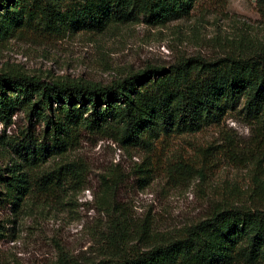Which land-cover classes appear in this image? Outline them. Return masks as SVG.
Listing matches in <instances>:
<instances>
[{
  "label": "trees",
  "instance_id": "1",
  "mask_svg": "<svg viewBox=\"0 0 264 264\" xmlns=\"http://www.w3.org/2000/svg\"><path fill=\"white\" fill-rule=\"evenodd\" d=\"M197 1L0 0V44L23 33L101 34L140 21L162 27L188 17ZM18 111L30 127L3 142L10 165L0 168V205L10 204L14 212L30 195L64 190L68 181L83 184L85 168L67 158L82 132L122 148H146L161 136L197 133L232 112L264 127V44L215 62L147 69L107 86L1 74L3 128L15 124ZM32 124L43 129L36 133ZM47 159L59 160L51 172L43 171ZM259 163L245 190L220 187L207 217L166 232L154 230L148 220L129 221L116 209L115 181L103 177L98 209L106 216L104 252L91 264H264V171ZM55 264L81 263L60 251Z\"/></svg>",
  "mask_w": 264,
  "mask_h": 264
},
{
  "label": "rangeland",
  "instance_id": "2",
  "mask_svg": "<svg viewBox=\"0 0 264 264\" xmlns=\"http://www.w3.org/2000/svg\"><path fill=\"white\" fill-rule=\"evenodd\" d=\"M258 44H264V0H198L188 17L162 27L140 21L101 34H16L0 44V75L107 86L151 68L168 71L181 61L241 56ZM12 120L8 128L0 124V168L10 165L3 142L30 127L19 111ZM32 126L36 133L43 129ZM67 158L85 168L81 186L68 181L64 190L30 195L16 212L0 205V264H55L60 251L81 264L101 260L103 177L115 181L116 209L133 223L148 220L166 232L204 219L220 187L245 190L259 161L264 171V127L232 112L197 133L161 136L146 148H122L82 132ZM57 163L47 159L43 171Z\"/></svg>",
  "mask_w": 264,
  "mask_h": 264
}]
</instances>
